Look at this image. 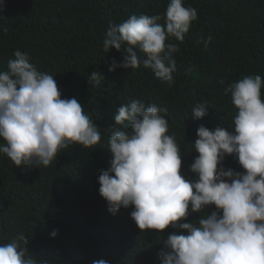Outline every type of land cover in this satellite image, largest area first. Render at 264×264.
Listing matches in <instances>:
<instances>
[{
    "label": "trees",
    "instance_id": "obj_1",
    "mask_svg": "<svg viewBox=\"0 0 264 264\" xmlns=\"http://www.w3.org/2000/svg\"><path fill=\"white\" fill-rule=\"evenodd\" d=\"M170 0H4L0 10V71L8 69L14 52H27L39 71L54 76L61 98H76L100 128L99 144L84 148L71 144L48 167H17L0 153V244L23 233L36 264H161L159 253L168 235L186 230H140L131 219L134 206L121 207L115 215L99 194L98 177L110 167L108 137L114 116L133 99L166 108L169 135L181 149V174L196 180L191 165L198 153L197 129L231 130L237 109L224 89L246 76L264 80V0H184L197 9L198 19L174 53L177 71L169 87L151 69L116 67L126 53L105 52L103 40L110 24L131 15L164 14ZM211 36L205 47L202 38ZM123 50V49H122ZM138 55L140 53L138 52ZM143 58V54H141ZM100 72L99 85L87 77ZM264 97V87L261 89ZM206 102L208 115L196 119L192 109ZM127 124V122H126ZM5 141L0 139V144ZM220 167L245 172L234 155H226ZM189 210L186 220H198L215 211ZM58 230L53 237L51 233Z\"/></svg>",
    "mask_w": 264,
    "mask_h": 264
},
{
    "label": "clouds",
    "instance_id": "obj_2",
    "mask_svg": "<svg viewBox=\"0 0 264 264\" xmlns=\"http://www.w3.org/2000/svg\"><path fill=\"white\" fill-rule=\"evenodd\" d=\"M4 0H0V10ZM133 14L124 22L110 24L103 49L126 53L124 61L113 60L116 67L151 69L154 76L171 87L177 71L174 53L183 42L196 8L184 0H170L164 14ZM207 47L211 36L202 41ZM123 49V50H122ZM138 52L140 55H138ZM143 54V58L141 56ZM8 69L0 71V153L15 166L48 167L62 149L71 144L91 148L101 141L99 127L76 98H61L53 75L42 72L30 62L27 52L16 50ZM99 85L104 77L93 71L88 77ZM261 76H246L229 84L238 110L233 127L210 130L201 125L194 150L198 156L191 171L198 177L181 174L182 155L174 135H169L167 109L145 105L133 99L119 107L115 125L108 137L110 167L98 177L99 194L115 215L121 208L134 206L131 219L144 230H186L164 240L159 253L161 264H264V97ZM206 102L192 109L196 119L208 115ZM127 122V124H126ZM226 155H234L245 172L220 167ZM215 205V211L198 223L186 220L189 210L202 212ZM58 230L51 235L55 237ZM23 233L11 242L0 244V264H36L28 255ZM93 264H109L106 260Z\"/></svg>",
    "mask_w": 264,
    "mask_h": 264
}]
</instances>
